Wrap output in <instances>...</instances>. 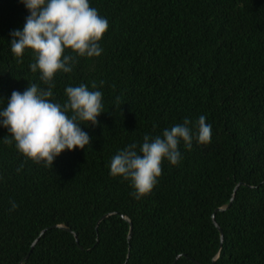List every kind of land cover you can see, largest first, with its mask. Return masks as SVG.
<instances>
[{"label": "trees", "instance_id": "obj_1", "mask_svg": "<svg viewBox=\"0 0 264 264\" xmlns=\"http://www.w3.org/2000/svg\"><path fill=\"white\" fill-rule=\"evenodd\" d=\"M89 2L109 21L103 52L58 72L52 99L95 82L104 112L81 124L90 145L52 167L5 143L0 125V264H264V0ZM28 15L20 0H0V109L13 90L47 87L30 69L33 51H11ZM201 115L211 143L181 141V161L164 160L149 195L135 199L130 181L110 174L119 151Z\"/></svg>", "mask_w": 264, "mask_h": 264}, {"label": "clouds", "instance_id": "obj_2", "mask_svg": "<svg viewBox=\"0 0 264 264\" xmlns=\"http://www.w3.org/2000/svg\"><path fill=\"white\" fill-rule=\"evenodd\" d=\"M28 9L23 29L10 32L11 51L23 57L27 49L34 53L35 62L30 64L33 73L39 70L40 80L47 87L36 83L23 92L13 90L6 107L0 109V125L7 128L16 149L36 164L52 167L63 151L84 149L91 137L82 130L81 124L99 123L104 112L103 93L90 90L86 84L68 86L66 101H54L52 89L58 72L69 73L78 62L77 57H98L103 49L99 41L109 29V21L90 5L89 0H20ZM71 50L75 55L67 54ZM101 85L104 81L100 82ZM120 98L117 97V106ZM193 127L196 131L193 132ZM193 139L200 144L211 143L212 126L204 115L193 121L185 118L182 124L164 129L162 136L146 134L143 143H135L115 154L110 162V174L120 175L130 181L132 195L140 199L149 195L159 182L166 159L178 165L182 159L180 144L191 150ZM20 169H17L19 171ZM12 203L10 210L18 205Z\"/></svg>", "mask_w": 264, "mask_h": 264}, {"label": "water", "instance_id": "obj_3", "mask_svg": "<svg viewBox=\"0 0 264 264\" xmlns=\"http://www.w3.org/2000/svg\"><path fill=\"white\" fill-rule=\"evenodd\" d=\"M238 185H239V184H237V185L235 186V189H234V191H233L232 197L230 198L228 204H226L225 206H221V207L216 208L215 211H223V210L229 208V206H230V204H231V202H232V200H233V196H234L235 190H236V188H237ZM214 213H215V212H214ZM214 213L212 214L211 218H212L213 224L216 226V228H217L218 231H219V234H220V240H221V242H222V238H223L222 231H221L220 226L218 225V223H217L216 220H215V214H214ZM108 215H109V214H104L103 216H101V217L99 218V220L97 221V224H96V225H98V223H99L103 218H105V217L108 216ZM121 217H122L123 219H125V220L129 223V232H128V235H127V239H129V238L131 237V235H132V224H131V221H130L125 215H121ZM53 227L63 228V229H65V230H67V231H70V232L74 235V237H75V239H76V234H75L73 231H71L70 229L65 228V227L62 226V225H54ZM45 230H46V229L42 230V231L40 232V235L43 234V232H44ZM37 239H38V238H36V239L33 241L32 245H31V248H30V251H31L32 247L34 246L35 242L37 241ZM76 241H77V240H76ZM219 248H220V246H219ZM30 251H29V252H30ZM27 256H28V254L24 257V259L27 258ZM127 257H128V254H127ZM217 257H218V253L213 257L212 262H215L216 259H217ZM195 262H196L197 264H199V262H197V261H195ZM19 264H21V262H20Z\"/></svg>", "mask_w": 264, "mask_h": 264}]
</instances>
